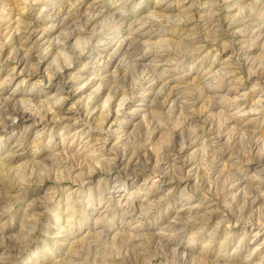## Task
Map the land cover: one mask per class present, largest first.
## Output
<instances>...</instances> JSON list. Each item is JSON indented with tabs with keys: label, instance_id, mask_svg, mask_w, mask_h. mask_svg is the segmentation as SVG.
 I'll list each match as a JSON object with an SVG mask.
<instances>
[{
	"label": "rangeland",
	"instance_id": "obj_1",
	"mask_svg": "<svg viewBox=\"0 0 264 264\" xmlns=\"http://www.w3.org/2000/svg\"><path fill=\"white\" fill-rule=\"evenodd\" d=\"M0 264H264V0H0Z\"/></svg>",
	"mask_w": 264,
	"mask_h": 264
},
{
	"label": "bare ground",
	"instance_id": "obj_2",
	"mask_svg": "<svg viewBox=\"0 0 264 264\" xmlns=\"http://www.w3.org/2000/svg\"><path fill=\"white\" fill-rule=\"evenodd\" d=\"M13 112H14V111H13ZM23 114H24V113H23ZM212 132H213V131H212ZM180 154H181V153H180ZM178 156H179V155H178ZM172 165H173V164H172ZM174 168H175V167H174ZM174 168H173V169H174ZM252 249H253V248H252Z\"/></svg>",
	"mask_w": 264,
	"mask_h": 264
}]
</instances>
